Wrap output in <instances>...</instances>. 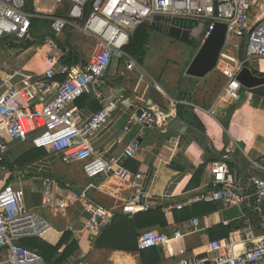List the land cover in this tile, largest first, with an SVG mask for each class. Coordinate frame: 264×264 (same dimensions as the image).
<instances>
[{
    "label": "built area",
    "instance_id": "built-area-1",
    "mask_svg": "<svg viewBox=\"0 0 264 264\" xmlns=\"http://www.w3.org/2000/svg\"><path fill=\"white\" fill-rule=\"evenodd\" d=\"M39 1V0H37ZM50 1L61 9L53 12L26 11L25 0H0V41L14 40L22 43L30 39L31 21L50 23L55 37L65 29H72L95 43L87 62L73 65L62 64L60 57H48L46 68L35 81L30 76L14 71L0 86V174L9 180L0 187V264H45L42 255L35 249L18 244L25 239H43L51 230L50 223L36 212L26 209L22 184L26 174L16 168L10 169L9 146L13 143H29L30 148L56 155L64 165H78L86 179L107 177L115 174L125 178L128 173L121 160L133 158L139 148L138 137L130 140L119 157L105 158L101 151L94 150L91 138L104 129L117 101L91 115L87 120L74 106L83 95L103 100V85L111 68L115 74L138 71V81L145 74L140 64L125 49L136 30L152 23L155 16L174 20L177 24L194 23L195 29L203 31V40L213 31L215 23L226 26V41L220 54L218 66L225 83L219 98L239 97L242 86L237 81L244 67L264 75V0H41ZM194 29V30H195ZM193 32V31H192ZM191 32V35H192ZM239 56L241 58L239 59ZM153 87L157 84L154 82ZM148 86L144 88L146 91ZM184 101H174L173 108ZM140 115L133 114L124 127L131 125L141 129L167 131L172 117L153 106L140 108ZM10 161V160H9ZM135 175L131 185L138 188ZM254 192L247 187L230 166L218 161L214 164L209 188L189 198L186 203L172 207L149 202L148 194L137 190L134 197L121 207L123 214H135L159 208L167 214L171 210L181 211L196 204H216L221 208L247 206L252 200L255 212L264 201V178L251 179ZM54 182L44 177L42 206L56 211H65L75 202V196L54 203ZM259 216L261 214L259 213ZM114 214L95 208L86 223L88 241L92 244L109 226ZM190 225L199 228V220L193 218ZM250 218L242 213L238 226L226 239L207 243L205 255H194L178 264H264V234L258 235ZM183 238L180 230L171 236L154 230H144L137 240L139 251L166 247L171 240ZM260 244L240 253L238 245ZM5 252L4 255L1 253ZM212 254V256H210Z\"/></svg>",
    "mask_w": 264,
    "mask_h": 264
},
{
    "label": "crops",
    "instance_id": "crops-1",
    "mask_svg": "<svg viewBox=\"0 0 264 264\" xmlns=\"http://www.w3.org/2000/svg\"><path fill=\"white\" fill-rule=\"evenodd\" d=\"M34 46L24 51L20 50L21 55L28 54ZM39 48H42V45L38 46L37 51L40 50ZM14 50L17 49L8 51L11 53ZM76 53L80 55L79 62L85 63L90 58V55L83 58L81 53ZM29 64L27 61L20 68L27 69ZM221 67L222 65L200 80L185 76L184 71V76L175 83L164 82L166 89L157 83V87L154 88L153 84L144 78L139 82L136 90L139 72L135 70L132 73H125L124 77H119L113 67L105 78L102 88L103 100H95L89 95H86L87 103L84 99L76 100L74 106L80 110L84 120L89 119L110 102L117 101V106L111 113L106 127L95 133L90 142L92 148L101 151L105 158L119 157L128 142L138 137L140 145L133 158L121 160L122 166L128 173L125 178L112 174L107 177L86 179L78 165H64L56 155L47 152L41 158L23 165L22 168H16L26 174L27 178L22 186L30 189V204L26 205L24 200L26 209L48 220L52 228L41 240L55 247L62 235L68 233L75 241L77 250L64 260V264H142L141 251L138 249V251H130L134 245L127 247V250L112 249L111 243L104 240L103 246L97 248L94 244L99 237L91 244L85 230L88 217L95 208H101L114 215L132 216L133 214H123L121 207L136 195L137 190L147 193L152 204L172 207L186 203L189 198L209 188L214 164L223 161L236 172L242 185L247 187L250 193L254 192L251 179L264 178V97L246 90L243 95L239 93V97L219 98L225 83L220 73ZM45 68L46 65L43 71ZM43 71H40V75ZM40 75L37 74L34 80L36 81ZM146 86L148 89L145 91ZM174 101L189 103L177 106L183 107L190 116L187 115L184 120L177 119V106L175 108L172 106ZM81 102L82 105L79 106ZM143 106L157 107L170 114L172 119L166 132L159 129H141L136 125H131L127 132L124 131L131 116ZM176 121L181 123L179 131L171 129ZM2 175L0 187L5 182H9L4 174ZM135 175H140V179L136 181L138 188L131 185ZM44 177L53 179L54 203L68 200L71 193L76 197L74 204L65 211L43 207ZM70 185L77 188L81 195L71 191L68 188ZM33 186L35 189L32 188ZM246 208L255 212L252 200L244 208L232 206L223 209L217 205L216 210L211 213L197 207L195 209L197 216L194 218L199 220L198 229H194L190 222L175 224L172 216L174 210L167 214L162 213L167 227L146 229L167 236L168 232L171 234L177 229L183 234V238L179 239V243H174L178 254L173 249L171 243L173 240L166 247H158L161 251L159 264H178L194 255H205L207 243L210 241L209 231L218 225H231L237 228L241 214L247 215ZM258 211L262 217L259 213L253 214L258 220L253 216H247L256 233L262 235L264 234V201L258 207ZM137 212L142 211L140 209ZM146 229L136 232V247L138 237ZM221 236L222 233L213 234V240H223L228 235L223 238ZM245 246L238 245L234 250H241ZM65 247L66 245H63L59 249L53 260L62 257ZM1 254L4 255L5 252Z\"/></svg>",
    "mask_w": 264,
    "mask_h": 264
},
{
    "label": "trees",
    "instance_id": "trees-1",
    "mask_svg": "<svg viewBox=\"0 0 264 264\" xmlns=\"http://www.w3.org/2000/svg\"><path fill=\"white\" fill-rule=\"evenodd\" d=\"M40 23V24H39ZM194 25V23H192ZM152 30L149 25H143L136 30L134 35L131 37L128 46L126 47L125 51L131 55L134 59L138 61L140 64L142 62V57L146 51L147 42L149 39V32ZM39 32L42 36V39L36 43L32 40L33 34ZM56 37L54 36L53 32L50 29V23L43 20H32L31 21V32H30V39L18 43L14 40H1L3 41L9 48L15 49L19 48L20 50H27L34 45H42L46 41H53ZM0 41V42H1ZM198 48V45L194 46ZM61 53V63L66 65H73L77 64L80 61L79 55L74 51L68 48H64L61 45L58 46L57 49ZM254 75L259 77H264V75L259 74L257 72L252 71ZM88 101V96L83 95L79 98L80 101ZM77 99V101H79ZM83 101V102H84ZM85 101V102H86ZM80 103V102H79ZM87 103V102H86ZM82 105V102L79 106ZM177 119H185L187 115L190 116V113L186 111L183 107H178L176 109ZM45 154V151L36 150L34 148H30L28 151L23 153L14 163L9 160H6V164L10 169L20 167L22 168L23 165L29 164L39 158H41ZM16 165V166H15ZM197 207H201L204 209L203 211H208L207 213H211L216 210V204H196L190 208L186 207L181 211H172L173 221L175 224H184L189 223L194 217L197 216V212L195 209ZM247 215L253 216L258 215L257 212H252L250 209H245ZM253 218L257 219V216H253ZM258 220V219H257ZM159 227L160 229H165L167 227V222L165 216L162 214L159 208H155L153 210L137 212L132 216H123L119 214H115L112 220V223L109 227H106L105 230L100 234L99 238L95 242V246L102 247L104 240L111 243L112 249H119V250H127V247L134 245L130 249V251H138L136 247V232L138 230L146 229V228H154ZM236 227L231 225L222 226L218 225L217 227L211 229L208 233L210 241L213 240V234L222 233V238L226 237L230 232H232ZM180 240H173L171 243L173 244V249L176 254H178V250L175 247L174 243H179ZM20 246L27 249H35L37 250L43 257L44 261L47 264H64V260L70 256L73 252L77 250V245L70 234L66 233L62 235L59 243L53 247L48 245L41 239H25L18 242ZM66 245L63 250L62 257L58 258L57 260H53V257L56 253H58L59 249ZM122 245V246H121ZM260 244H252L246 245L244 248L235 249V253H240L244 250H247L252 247L259 246ZM160 249L158 248H151L148 250H144L140 252V258L142 264H159L160 263Z\"/></svg>",
    "mask_w": 264,
    "mask_h": 264
},
{
    "label": "rangeland",
    "instance_id": "rangeland-1",
    "mask_svg": "<svg viewBox=\"0 0 264 264\" xmlns=\"http://www.w3.org/2000/svg\"><path fill=\"white\" fill-rule=\"evenodd\" d=\"M25 3V10L30 13H36L38 10L39 12L62 13L61 9L56 10V5L50 1L25 0ZM203 38V31L196 28L191 36L192 46H188L173 41L171 37L165 35L163 32L154 29L150 30L146 51L140 63V71L144 72L146 80L148 79L152 84L155 82L166 89L164 82L173 84L184 76L187 64L198 49L193 46H200ZM41 39L42 36L39 32L33 34L32 40L36 43ZM3 41L0 42V83L10 77L14 71H19L30 76L31 79H34L37 74L40 75V71H43L46 58L61 55L57 50L60 45L64 48L81 53L83 58H87L89 55L91 56L95 48V43L92 39L84 37L79 32L70 28L65 29L63 33L53 41L44 42L42 48H39V51H37L38 45L34 46L25 56L21 55L19 48H15L17 50L9 53L8 50H10V48ZM14 57H17V60L14 59ZM27 61L30 63L27 69L20 68V66ZM245 91L246 90L242 88L240 95H243ZM29 149V143L21 144L16 142L11 144L9 146L8 160L14 163V161ZM2 179L3 175L0 174V181ZM23 188L25 192V203L29 205L30 189ZM32 188L35 189L34 186ZM170 235L171 234L168 232V237H170Z\"/></svg>",
    "mask_w": 264,
    "mask_h": 264
},
{
    "label": "water",
    "instance_id": "water-1",
    "mask_svg": "<svg viewBox=\"0 0 264 264\" xmlns=\"http://www.w3.org/2000/svg\"><path fill=\"white\" fill-rule=\"evenodd\" d=\"M195 25L192 23L177 24L170 18L163 16H155L150 28L163 32L165 35L172 39L179 40L181 42H187L191 32L194 31ZM226 41V26L221 23H215L213 31L201 42L200 46L193 55L191 61L185 69V76L200 80L205 78L208 74L213 72L219 62L220 54ZM241 56H239V59ZM237 81L243 89L251 91L257 95L264 97V77H259L253 74V72L244 67L237 77ZM190 95V93H188ZM140 110L136 115H140ZM181 123L176 121L171 127L172 130L179 131ZM68 188L76 194L81 195V192L73 187Z\"/></svg>",
    "mask_w": 264,
    "mask_h": 264
},
{
    "label": "flooded vegetation",
    "instance_id": "flooded-vegetation-1",
    "mask_svg": "<svg viewBox=\"0 0 264 264\" xmlns=\"http://www.w3.org/2000/svg\"><path fill=\"white\" fill-rule=\"evenodd\" d=\"M172 39V38H171ZM173 41L177 42V43H180V44H185V45H188V46H192V43H191V36H189V39L187 42H181L179 40H176V39H172ZM194 47V46H193Z\"/></svg>",
    "mask_w": 264,
    "mask_h": 264
}]
</instances>
